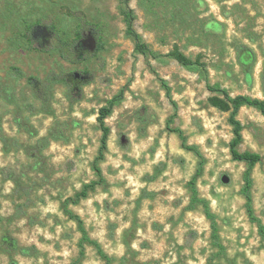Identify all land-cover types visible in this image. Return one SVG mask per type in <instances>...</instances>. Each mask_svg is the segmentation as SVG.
Masks as SVG:
<instances>
[{
    "label": "rangeland",
    "instance_id": "rangeland-1",
    "mask_svg": "<svg viewBox=\"0 0 264 264\" xmlns=\"http://www.w3.org/2000/svg\"><path fill=\"white\" fill-rule=\"evenodd\" d=\"M129 7L135 31L160 58L134 52L120 0H0V264H105L91 245L77 261L81 234L64 206L111 264H264V238L241 194L246 165L231 158L228 113L210 104L205 79L231 96L264 100V0H129ZM79 18L102 29L101 50L82 62L58 50ZM28 25H52L56 38L31 49ZM175 48L206 72L165 56ZM124 87L105 120L104 183L77 200L96 180L98 110ZM237 118L238 150L261 156L252 199L264 225V117L243 107ZM173 129L203 158L195 187L223 251L191 201L199 159Z\"/></svg>",
    "mask_w": 264,
    "mask_h": 264
},
{
    "label": "trees",
    "instance_id": "trees-1",
    "mask_svg": "<svg viewBox=\"0 0 264 264\" xmlns=\"http://www.w3.org/2000/svg\"><path fill=\"white\" fill-rule=\"evenodd\" d=\"M121 3V13L126 26V34L133 40L134 52L142 56H151L154 59L160 58L162 55L154 53L146 43L143 42L141 36L134 29L135 15L133 10L129 7V0H120ZM38 28L42 30L41 35L37 34ZM24 38L28 47L34 50H46L50 45L51 39L56 38V30L52 25H28L25 30ZM58 50L62 57L66 55L63 54L64 50H67L69 54L77 62H82L89 57H93L98 54L102 48V29L101 25L98 23H92L84 18H79L74 31L73 38L66 43L61 44ZM176 61L179 65L185 68H195L199 67L203 72H206L205 65L200 63L199 60H191L186 55H184L179 49L175 48L165 55ZM206 87L207 90L213 94L210 99V104L219 109L222 112L228 113V124L232 130V139L229 143V151L233 161L243 162L246 165V169L243 173L242 181L243 185L241 188V194L245 200V209L247 212L248 219L257 227L258 234L261 238H264V225L260 218L255 215L253 208L252 199V172L255 166L261 161V156L254 152H240L238 147L242 143V131L243 126L239 119L237 118L238 113L243 107H251L256 109L264 117V100L258 98H252L245 95L231 96L229 92L222 88L218 84H210L207 76ZM161 85L165 90L167 98L171 100V90L165 81L161 80ZM125 96V87L119 90L115 95H113L109 100L106 101L105 105L100 107L97 115V123L101 131L100 145L97 151V155L93 161V171L96 180L83 186L82 190L76 195L77 200L86 198L89 192L93 191L97 186L104 183V178L99 164L103 162L105 158V153L107 151V141L110 134V129L106 125L105 120L111 115L113 109L119 105ZM173 104V114L168 121V125L173 122L177 114V107L175 103ZM172 132L176 133L183 149L193 152L199 159L198 167L196 169L195 175L189 181L190 191H191V201L193 203L200 204L203 207L204 214L206 218L210 221L211 229V239L213 244L219 248V251H223V247L220 244V239L218 236V228L215 220V216L211 212L207 202L198 196L197 189L195 187V180L202 172L203 168V158L195 146L187 144V139L180 129H173ZM64 213L72 220L77 223L78 230L81 234L80 240L78 242V259L79 262L85 253V246L91 245L94 247L96 254L105 262V264H111L110 257L103 251L101 246L89 238L83 221L77 215L71 213L68 207L64 206Z\"/></svg>",
    "mask_w": 264,
    "mask_h": 264
}]
</instances>
